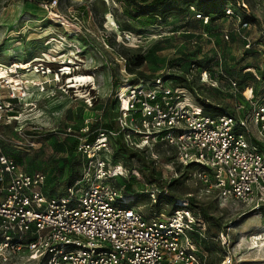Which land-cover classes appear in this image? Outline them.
<instances>
[{"label":"rangeland","instance_id":"374dc122","mask_svg":"<svg viewBox=\"0 0 264 264\" xmlns=\"http://www.w3.org/2000/svg\"><path fill=\"white\" fill-rule=\"evenodd\" d=\"M236 1L246 6L240 4L239 12L249 23L242 30L220 17L221 0H213L210 6L198 0H170L148 17L138 16L141 10L132 6L126 11L121 0H57L51 15L41 3L0 0V64L35 61L41 69L37 77L31 71L16 70L14 80L26 82L22 85L26 107L21 108L17 121L0 127V152L18 156L20 168L43 172L45 190L54 187L61 191L82 169L83 160L75 149L78 129L87 127L92 136L96 127L112 123L117 116L115 93L120 87L150 80L175 65L190 70L188 87L196 94L221 107H231L241 100L238 93L244 86L257 88V69L264 61V53L257 52L264 47L260 35L264 0H232ZM195 6L203 10L211 7L212 19L207 23L196 19L190 9ZM242 35L253 40L254 46L245 50ZM197 63L210 71L215 83L209 79L200 82ZM248 63L251 68L245 70ZM66 67L68 74L63 73ZM42 69L51 73L41 75ZM74 74L90 75L94 81L72 88L67 81ZM222 74L239 82V91L235 92ZM137 152L133 157L124 154L108 166H117L122 173L109 180L111 185L121 193L138 192L137 202L130 206L147 205L150 194L161 190L148 185ZM173 154L171 147L159 145L151 157L158 160H152L155 177L180 199L191 195L195 207L203 208L206 236L212 237L201 245L206 262L221 264L224 251H228L233 264H264V211L201 192L200 185L183 176L178 165L167 167L172 158L166 159ZM225 228L230 240L224 249L214 239Z\"/></svg>","mask_w":264,"mask_h":264},{"label":"built area","instance_id":"2783aa9c","mask_svg":"<svg viewBox=\"0 0 264 264\" xmlns=\"http://www.w3.org/2000/svg\"><path fill=\"white\" fill-rule=\"evenodd\" d=\"M56 4L41 3L50 15ZM240 4L246 8L227 0L221 17L242 30L249 23ZM190 9L196 19L210 20L200 9ZM260 35L264 41V27ZM223 36L228 39L227 33ZM242 37L245 50L254 46ZM257 52L262 56L264 47ZM12 66L0 64V69L17 77ZM260 66L264 69V61ZM177 70L120 87L114 126L96 127L92 140L87 127L78 129L75 149L82 169L61 191L45 190L43 172L20 168L0 152V264H208L201 245L212 237L206 236L205 221L189 209L187 198L175 200L177 208L170 211L167 203L157 205L156 194L164 193L157 189L147 205L130 206L136 195L124 196L109 183L122 176L117 166L108 169L120 144L135 151L147 148L150 157L159 145L171 147L174 154L166 166L190 167L186 175L201 192L264 211V81L255 90L239 91L238 82L222 74L241 100L208 114L185 87L175 84ZM199 79L216 82L208 70H201ZM12 84L0 79V127L17 121L26 107L24 87L13 89ZM226 230L214 239L224 249L230 240ZM221 264H233L231 253L224 251Z\"/></svg>","mask_w":264,"mask_h":264},{"label":"trees","instance_id":"16d2710c","mask_svg":"<svg viewBox=\"0 0 264 264\" xmlns=\"http://www.w3.org/2000/svg\"><path fill=\"white\" fill-rule=\"evenodd\" d=\"M29 1L31 3H35V4H39V3L42 2L40 0H29ZM121 1L123 2L124 9L126 11H127V8L129 6L130 7L132 6L134 9H137V10L140 9L141 10V12L138 13V16L142 15V16L148 17V16H152L153 11H157L158 9H160L161 7H163L170 0H121ZM198 1L200 3H202V4L203 3H208V5L210 6V3L213 0H198ZM221 1L222 2H221L220 6H219V8L217 10V12L220 15V17H221L223 5H224V3L227 0H221ZM195 7L198 8V9H200V10H202V12L205 15H209L210 16V14L212 12L211 11L212 10L211 7H210L211 10H203V8H201L199 6H195ZM217 12H214V13L216 14ZM127 14L130 16V13L129 12H127ZM131 17H136V15H131ZM159 18H160V16H159ZM211 19L212 18L210 16V20ZM197 64L198 65L196 66V68H197L198 74H199V72L201 70H206V69H202V67H203L202 63H197ZM247 65L248 66L246 67V69H250L251 68L250 63H248ZM173 68H178L176 74L175 75H172V78L174 80H176L175 84L181 85V86L185 87L192 94V96L194 97V99L196 101H198L203 106L204 111L206 113H208V114H217L219 112H222L225 109L224 107H221L218 104L209 102L208 99L202 98L200 95L196 94L195 91L193 89H191V87H188L189 84L191 83V79H190V75H189L190 70L188 71V69L182 68L181 65H175V67H173ZM257 70H258V73H259V79H258L259 80V85L257 87H259L262 84V82L264 81V69L258 68ZM244 80L245 79H242V81H244ZM239 84L240 83L238 82V86H239ZM243 88H242V90H243ZM255 89H257V88H254V90ZM113 126H114V123L112 122V123L106 124L104 128H111ZM89 139L92 140L93 139V135L90 136ZM118 150L119 151L117 153L112 154V162H114L118 157H121V156L123 157L124 154H128L129 153L130 157H133L136 154L135 151L126 148L122 144H120ZM137 153H139V155H141L140 158L138 159V161L142 165L141 166L143 168L142 174H143L145 180L148 182V185L149 186L157 185L159 188H161L162 191H164V193L162 192V193L156 194L157 205L159 203H167L169 205L170 211H173L175 208H177V206L174 205V202H175V200L180 199V197L177 194H175V193L167 190L165 188L164 181L161 180V179H159V178H157V177H155V173H154V170H153V167H152V165L154 163L152 162V159L150 157V154L147 151H145V150L138 151ZM12 157L18 163H21V160H20V158L18 156H12ZM170 158L171 157L167 158L166 161L169 160ZM189 169H190V167H186L183 170L184 171L183 176H187L186 174L188 173V170ZM70 182H71V180L68 181L67 183H70ZM127 188L129 189L130 187H127ZM163 189H165V190H163ZM122 195H124V196H133V195H136L134 202H137V200L139 198L138 192L122 193ZM162 197H164V199H162ZM187 199H188V202H189V209L195 215H199L200 217H202L205 220V218H204V214L205 213H204L203 208L200 207L199 205L197 207H195V204L193 202V199L191 198V195L188 196Z\"/></svg>","mask_w":264,"mask_h":264},{"label":"bare ground","instance_id":"6f19581e","mask_svg":"<svg viewBox=\"0 0 264 264\" xmlns=\"http://www.w3.org/2000/svg\"><path fill=\"white\" fill-rule=\"evenodd\" d=\"M34 62L35 61H30V62H27V63H24V64H13V66H12L13 70L11 71V73H16L17 69H21V70H24V71H27V72L31 71V73L34 76L37 77L38 75H40L41 69H39L38 66L34 65ZM42 70H43V74L44 75H48V74L51 73L49 70L48 71H45L44 69H42ZM63 71L67 72L68 71L67 67L64 68ZM0 76L4 80H6L7 82L13 83L12 84L13 85V89H20L22 87V85L26 84L25 81H21V82L19 81V83H18L17 81L14 80V76H10V75L7 76L3 68L0 69ZM2 78H0V79H2ZM58 80H59V75L55 79V82H57ZM93 81H94V79L90 75L74 74L73 77L70 76V78L67 81V83L70 84V87L79 89L80 86H82V85H84V84H86L88 82H93Z\"/></svg>","mask_w":264,"mask_h":264}]
</instances>
